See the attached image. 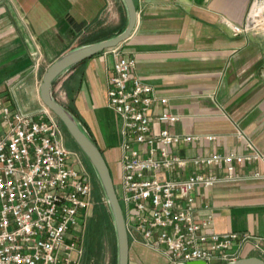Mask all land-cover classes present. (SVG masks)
Returning <instances> with one entry per match:
<instances>
[{
	"label": "crops",
	"instance_id": "crops-1",
	"mask_svg": "<svg viewBox=\"0 0 264 264\" xmlns=\"http://www.w3.org/2000/svg\"><path fill=\"white\" fill-rule=\"evenodd\" d=\"M134 2L137 26L120 49L136 59L138 76L169 99V105H158L155 113L166 108L180 117L175 124L156 128L177 135L216 136L201 144L181 143L175 152L188 158L252 154L237 137L241 131L264 155V34L235 36L233 31V26L244 24L254 0ZM127 25L123 0H0L1 103L14 110L39 111L44 106L43 76L59 57L111 39ZM114 61L105 51L77 64L55 83L57 100L79 121L106 161L115 144L122 155V121L108 104ZM235 168L242 180L196 190L198 214L213 215L217 233L250 234L261 239L264 248V162ZM193 171L191 165L175 177L185 178ZM117 172L120 182V161ZM255 173L262 178H252ZM218 174L225 175V168ZM231 252L238 253V261L264 260L255 241ZM129 264L170 263L162 254L133 244Z\"/></svg>",
	"mask_w": 264,
	"mask_h": 264
},
{
	"label": "built area",
	"instance_id": "built-area-1",
	"mask_svg": "<svg viewBox=\"0 0 264 264\" xmlns=\"http://www.w3.org/2000/svg\"><path fill=\"white\" fill-rule=\"evenodd\" d=\"M233 31L235 36L264 34V0H254L244 24ZM107 53L115 59L108 104L122 121L116 189L130 246L143 245L170 264H233L238 261L233 248L253 241L264 255L261 239L217 233L213 215L199 216L195 197L199 188L242 180L235 165L264 162V155L241 131L237 137L252 154H177L181 143L201 144L216 136L157 129V124L180 120L166 108L155 113L169 99L138 76L136 59L126 57L120 46ZM0 105V264H80L95 207L91 176L79 153L67 147L62 124L46 106L31 113ZM191 165L193 172L175 177ZM221 167L223 176L218 174Z\"/></svg>",
	"mask_w": 264,
	"mask_h": 264
},
{
	"label": "water",
	"instance_id": "water-1",
	"mask_svg": "<svg viewBox=\"0 0 264 264\" xmlns=\"http://www.w3.org/2000/svg\"><path fill=\"white\" fill-rule=\"evenodd\" d=\"M128 11L127 28L119 35L98 43L86 45L72 50L59 57L45 72L40 86L41 100L60 121L69 137L78 149L84 154L91 167L96 172L105 192L110 206L118 241L117 264H129L130 242L126 229L123 209L118 198L116 185L108 163L94 140L85 131L79 121L66 109L54 96L53 88L57 80L68 70L79 63L92 58L109 49L119 47L134 33L138 22V11L134 0H123ZM186 264H206L205 262L192 261ZM216 264V263H211ZM233 264H264L258 257L241 259Z\"/></svg>",
	"mask_w": 264,
	"mask_h": 264
},
{
	"label": "rangeland",
	"instance_id": "rangeland-1",
	"mask_svg": "<svg viewBox=\"0 0 264 264\" xmlns=\"http://www.w3.org/2000/svg\"><path fill=\"white\" fill-rule=\"evenodd\" d=\"M53 92H54V96L56 99H60V95H59V91H57V86L54 85L53 88ZM110 129L113 130L115 129V125L111 122V126ZM68 138V145L72 144L74 145L73 140L69 137V135H66ZM67 145V147H68ZM69 145V149L76 151L75 149H77L80 157H81V162L83 164L84 169L89 173V175L91 176V180L93 183V187L95 189L94 192V198H95V207L98 208V206L100 205L97 199V195L98 193L102 194V204L105 207H108L112 216V223L114 225V233L110 232L107 233L106 236L101 237V235H99L98 232L92 233V230L94 228V223L96 222V218L94 216L93 219H89L87 222V227H86V234H85V247H86V241L89 243V253H91V251H94L93 253V257L90 255L86 256L85 253V248H84V252H83V257L81 260L80 264H117L118 262V241H117V233H116V228H115V224H114V218L110 209V206L107 202V198L105 195V192L103 190V187L99 181V178L96 174V172L94 171V169L91 167L90 163L87 161L86 157L84 156V154L75 147V149L70 148L71 146ZM107 161H108V166L111 170V174L112 177L114 179V183L117 186L119 183V179H118V164L119 161L121 159V154H120V149L117 146V144L114 145L113 150L110 154L106 155ZM88 165V168H87ZM91 168H90V167ZM91 169L90 171L88 169ZM96 225V224H95ZM101 242H102V250L100 251L99 248H101ZM92 245L94 246V248H92ZM88 252V251H87Z\"/></svg>",
	"mask_w": 264,
	"mask_h": 264
},
{
	"label": "trees",
	"instance_id": "trees-1",
	"mask_svg": "<svg viewBox=\"0 0 264 264\" xmlns=\"http://www.w3.org/2000/svg\"><path fill=\"white\" fill-rule=\"evenodd\" d=\"M63 130H64L65 134L67 135V132H66L64 127H63ZM66 143L68 145L67 136H66ZM69 145H68V147H69ZM70 146H71L70 148H72V149H75V147L78 148L75 145V143H74V145L71 144ZM75 150L77 151V149H75ZM87 168H88V165H87ZM90 168L88 169L89 171L91 170ZM94 192H95V189H94ZM102 197H103L102 194L98 193L97 199H98V202H99L100 205L98 206V208L94 207L93 217L91 219H93L94 216L96 218V222L94 223V228L92 230V233H94V231H95V232H98L99 235H101V237H104V236L107 235V233H110V232L114 233V225L112 223V216H111L109 208L105 207L104 205H101L102 204ZM100 245H101V248H99V249L101 251L102 250V242H101ZM92 248H94L93 245H92ZM85 253H86V256L90 255V256L93 257L94 251H91V253H89V243L87 241H86Z\"/></svg>",
	"mask_w": 264,
	"mask_h": 264
}]
</instances>
